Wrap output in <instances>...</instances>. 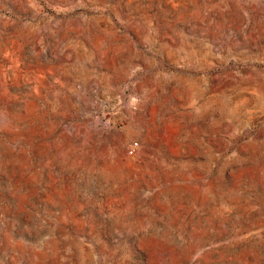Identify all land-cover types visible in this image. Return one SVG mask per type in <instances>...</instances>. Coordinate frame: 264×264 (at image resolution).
Returning <instances> with one entry per match:
<instances>
[{
    "label": "rangeland",
    "instance_id": "rangeland-1",
    "mask_svg": "<svg viewBox=\"0 0 264 264\" xmlns=\"http://www.w3.org/2000/svg\"><path fill=\"white\" fill-rule=\"evenodd\" d=\"M0 264H264V0H0Z\"/></svg>",
    "mask_w": 264,
    "mask_h": 264
},
{
    "label": "bare ground",
    "instance_id": "bare-ground-1",
    "mask_svg": "<svg viewBox=\"0 0 264 264\" xmlns=\"http://www.w3.org/2000/svg\"><path fill=\"white\" fill-rule=\"evenodd\" d=\"M115 174V173H114Z\"/></svg>",
    "mask_w": 264,
    "mask_h": 264
}]
</instances>
